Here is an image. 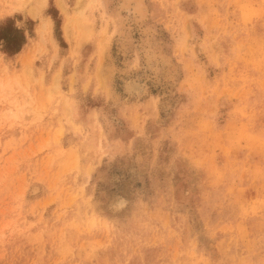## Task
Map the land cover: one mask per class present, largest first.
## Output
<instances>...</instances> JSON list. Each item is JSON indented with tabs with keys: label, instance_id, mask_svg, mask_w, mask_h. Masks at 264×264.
<instances>
[{
	"label": "rangeland",
	"instance_id": "obj_1",
	"mask_svg": "<svg viewBox=\"0 0 264 264\" xmlns=\"http://www.w3.org/2000/svg\"><path fill=\"white\" fill-rule=\"evenodd\" d=\"M8 18L27 42L0 49V264H264V0Z\"/></svg>",
	"mask_w": 264,
	"mask_h": 264
},
{
	"label": "trees",
	"instance_id": "obj_2",
	"mask_svg": "<svg viewBox=\"0 0 264 264\" xmlns=\"http://www.w3.org/2000/svg\"><path fill=\"white\" fill-rule=\"evenodd\" d=\"M53 15V14H52ZM59 29L58 15H53ZM27 42L25 30L18 28L13 19L8 18L0 23V49L8 56L21 52Z\"/></svg>",
	"mask_w": 264,
	"mask_h": 264
},
{
	"label": "bare ground",
	"instance_id": "obj_3",
	"mask_svg": "<svg viewBox=\"0 0 264 264\" xmlns=\"http://www.w3.org/2000/svg\"><path fill=\"white\" fill-rule=\"evenodd\" d=\"M134 88V87H133ZM136 88V87H135Z\"/></svg>",
	"mask_w": 264,
	"mask_h": 264
}]
</instances>
